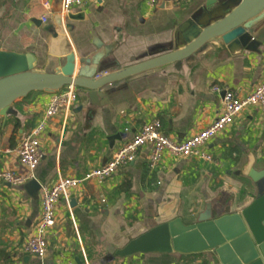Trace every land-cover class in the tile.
Returning a JSON list of instances; mask_svg holds the SVG:
<instances>
[{
  "label": "crops",
  "instance_id": "1",
  "mask_svg": "<svg viewBox=\"0 0 264 264\" xmlns=\"http://www.w3.org/2000/svg\"><path fill=\"white\" fill-rule=\"evenodd\" d=\"M201 1L157 0L151 6L150 0H83L66 19L65 30L60 24L61 0H0V48L32 51L45 60L71 51L87 55L98 41H118L116 56L124 63L137 54L139 45L168 36L175 22ZM46 25H53L59 38L45 31ZM221 54L191 80L153 71L110 87L115 89L110 105L91 121L79 90L72 113L54 118L41 138L43 159L34 172L5 151L31 135L52 95L20 104L17 118H0V171L53 186L59 175L82 177L108 163L152 121L160 120L163 133L175 141L197 134L223 110V93L214 87L244 97L264 81V46L261 55ZM205 151L213 162L167 155L153 171L150 149L144 147L133 164L104 184L89 182L74 190L76 205L71 210L61 199L56 225L47 237L46 264H218L214 252L109 258L158 225L177 218L192 225L203 216L217 219L252 205L259 186L248 173L264 177V114L256 108L245 110ZM41 215L40 192L31 198L22 187L0 182V264H39L25 246Z\"/></svg>",
  "mask_w": 264,
  "mask_h": 264
},
{
  "label": "water",
  "instance_id": "2",
  "mask_svg": "<svg viewBox=\"0 0 264 264\" xmlns=\"http://www.w3.org/2000/svg\"><path fill=\"white\" fill-rule=\"evenodd\" d=\"M44 29L59 38L53 25ZM148 41L124 63L116 56L118 41H98L96 50L87 55L71 51L64 57L47 56L45 60L32 51L0 48V118H17L20 104L74 86L84 93L87 120L91 121L100 109L110 105L109 98L115 93L110 87L128 79L159 71L191 80L216 54L261 55L264 0H202L175 22L168 36ZM248 175L258 184L259 194L244 211L217 219L203 216L192 225L177 218L131 240L109 258L214 252L218 264H264V177L255 172ZM41 188L36 179L22 186L31 198ZM75 205L73 200L71 208Z\"/></svg>",
  "mask_w": 264,
  "mask_h": 264
},
{
  "label": "built area",
  "instance_id": "3",
  "mask_svg": "<svg viewBox=\"0 0 264 264\" xmlns=\"http://www.w3.org/2000/svg\"><path fill=\"white\" fill-rule=\"evenodd\" d=\"M156 2L157 0H150V5L154 6ZM82 5L83 0H61L59 16L61 25L65 30L67 28L65 22L68 16L75 8ZM44 6L46 10H51L50 3L46 2ZM47 21V17H44L43 22L47 23ZM213 90L217 93H223V110L208 128L183 141H175L163 133V124L160 120L152 121L144 125L131 141L122 145L113 158L103 166L88 171L82 177H63L59 175L56 184L53 186H42L40 191L41 219L34 233L28 239L25 251L39 259V264H46L48 254L47 237L56 225V212L60 200L63 199L66 206L71 210L74 190L89 182L104 184L122 168L133 164L144 147L150 149L149 165L153 171L158 169L167 155L174 158L195 159L210 163L213 162V158L205 151V147L210 141L227 131L245 110L256 108L264 114V81L244 97L233 91H222L218 86L214 87ZM78 101L79 90L74 86H70L60 94L52 95L44 115L31 135L24 138L16 148L8 149L5 153L16 155L23 166L34 172L43 159L41 138L46 133L50 122L61 113L68 117ZM0 182L22 187L27 180L13 171L3 170L0 171Z\"/></svg>",
  "mask_w": 264,
  "mask_h": 264
},
{
  "label": "trees",
  "instance_id": "4",
  "mask_svg": "<svg viewBox=\"0 0 264 264\" xmlns=\"http://www.w3.org/2000/svg\"><path fill=\"white\" fill-rule=\"evenodd\" d=\"M204 264H210V263L207 261V262H205Z\"/></svg>",
  "mask_w": 264,
  "mask_h": 264
}]
</instances>
